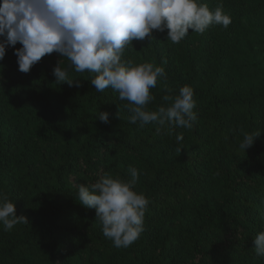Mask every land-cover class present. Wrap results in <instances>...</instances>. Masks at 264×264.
Masks as SVG:
<instances>
[{"label":"trees","instance_id":"1","mask_svg":"<svg viewBox=\"0 0 264 264\" xmlns=\"http://www.w3.org/2000/svg\"><path fill=\"white\" fill-rule=\"evenodd\" d=\"M199 2L210 10L222 4L230 25L190 29L178 44L153 30L152 40H133L122 56L165 69L150 89V111L169 106L163 97L182 86L194 89L191 129L133 124L128 101L111 88L96 91L94 74L75 73L55 52L23 73L6 50L0 195L27 223L9 231L0 224V264H264L253 243L264 231V0ZM59 60L79 87L55 82ZM257 130L253 146L240 148ZM129 167L140 171L135 190L149 204L140 238L117 248L95 210L80 204L77 185L106 172L128 180Z\"/></svg>","mask_w":264,"mask_h":264},{"label":"clouds","instance_id":"2","mask_svg":"<svg viewBox=\"0 0 264 264\" xmlns=\"http://www.w3.org/2000/svg\"><path fill=\"white\" fill-rule=\"evenodd\" d=\"M231 22L222 4L210 10L199 0H0V60L12 48L18 70L28 73L41 58L55 52L70 62L75 73L94 74L90 83L96 91L111 88L120 100L128 101L131 123L191 129L197 120L194 89L182 86L177 95L163 97L169 106L148 110L154 99L150 89L165 77V69L124 61V50L132 48L133 40H152L153 30H167L166 40L178 44L190 29L203 34L211 26L227 28ZM17 43L21 47L16 48ZM59 63L53 68L55 82L79 87V80L70 78ZM98 119L108 123L109 113L99 112ZM260 134L261 130L245 133L240 148L252 147ZM128 172V180L106 172L94 183L77 185L80 204L95 210L103 235L117 248H128L140 238L149 204L135 190L140 171L129 167ZM18 223H27L26 218L17 216L14 203L0 195V224L9 231ZM253 243L256 256L264 258V231Z\"/></svg>","mask_w":264,"mask_h":264}]
</instances>
